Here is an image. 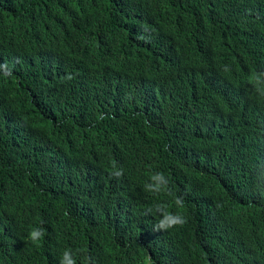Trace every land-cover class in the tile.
Masks as SVG:
<instances>
[{
	"label": "trees",
	"instance_id": "obj_1",
	"mask_svg": "<svg viewBox=\"0 0 264 264\" xmlns=\"http://www.w3.org/2000/svg\"><path fill=\"white\" fill-rule=\"evenodd\" d=\"M251 1L0 0V264L65 250L137 264L139 245L178 237L189 264L206 224L264 237L250 144L264 125L252 80L264 6ZM157 205L186 218L180 232L151 233ZM31 228L44 236L26 244Z\"/></svg>",
	"mask_w": 264,
	"mask_h": 264
},
{
	"label": "clouds",
	"instance_id": "obj_2",
	"mask_svg": "<svg viewBox=\"0 0 264 264\" xmlns=\"http://www.w3.org/2000/svg\"><path fill=\"white\" fill-rule=\"evenodd\" d=\"M249 5L252 1L245 0ZM260 6H264V0ZM264 74H255L252 78L254 86L258 92L264 94V89L261 86L260 77ZM71 79V77H68ZM250 144L254 147L256 152V162L264 165V125L262 128L256 130L254 136L250 139ZM49 168L58 165L62 161V157L57 154L56 156L50 154ZM84 175L91 174L90 168L84 170ZM115 176L120 177L123 175L122 170L116 171ZM152 180L161 181L163 186H167L168 181L163 174L157 173L151 177ZM149 191L160 192L161 185L158 184L154 188L146 186ZM175 203L178 207L183 208V198H177ZM151 211V209H149ZM156 211L161 213L154 221L152 219L148 229L151 233L161 236L168 233H178L179 227H183L187 222L186 218L180 214H172L166 211L162 205L156 206ZM139 220V218H138ZM137 224V218L131 220ZM44 236L43 229H29L23 241L26 244L38 243ZM184 239L178 237L173 242H159L152 243L148 247L139 245L142 249V256L137 260V264H184L182 252ZM264 237L255 239H239L233 230L223 226H213L206 224V227L200 231L196 244V253L189 264H223L225 255L236 257L239 259L240 264H264ZM56 264H100L99 260L84 262L78 255L73 256L71 250H65L61 259ZM232 264H236L233 262Z\"/></svg>",
	"mask_w": 264,
	"mask_h": 264
},
{
	"label": "bare ground",
	"instance_id": "obj_3",
	"mask_svg": "<svg viewBox=\"0 0 264 264\" xmlns=\"http://www.w3.org/2000/svg\"><path fill=\"white\" fill-rule=\"evenodd\" d=\"M152 70V69H151ZM200 128V127H199ZM245 206V205H244ZM244 212V211H243ZM251 217V216H250ZM261 217V216H260ZM258 218V217H257Z\"/></svg>",
	"mask_w": 264,
	"mask_h": 264
}]
</instances>
